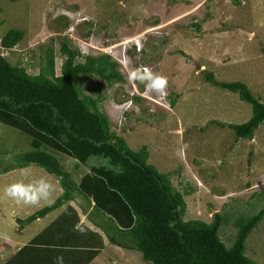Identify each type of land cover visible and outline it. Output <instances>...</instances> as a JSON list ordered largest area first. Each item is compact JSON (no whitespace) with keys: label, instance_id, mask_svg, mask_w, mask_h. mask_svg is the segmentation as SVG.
<instances>
[{"label":"rangeland","instance_id":"374dc122","mask_svg":"<svg viewBox=\"0 0 264 264\" xmlns=\"http://www.w3.org/2000/svg\"><path fill=\"white\" fill-rule=\"evenodd\" d=\"M12 28L25 35L14 48L0 46V53L12 64L25 61L31 73L38 72L50 47L59 68L62 38L83 54L107 53L119 63L123 83L109 85L96 77L78 82L86 94L102 95L101 110L130 148L147 146L150 164L175 171L170 178L181 191L191 187L184 196L185 219L209 221L215 211L247 213L264 204V198L247 202L253 192L264 195V123L252 139L238 140L233 130L208 124L243 123L252 111L237 93L204 78L208 71L217 81H242L264 102V0H0V38ZM29 142V136L0 123V148L8 151L2 158L29 150ZM55 155L76 180L89 170L88 164ZM40 178L54 185L46 201L23 205L4 194L18 180ZM61 192L58 181L35 165L0 175V264L52 216L23 228L15 218H26ZM234 232L231 225L220 228L226 245ZM246 254L264 263V218L249 234ZM90 264L150 263L137 250L106 242Z\"/></svg>","mask_w":264,"mask_h":264},{"label":"trees","instance_id":"16d2710c","mask_svg":"<svg viewBox=\"0 0 264 264\" xmlns=\"http://www.w3.org/2000/svg\"><path fill=\"white\" fill-rule=\"evenodd\" d=\"M206 16L210 18L209 13ZM24 35L22 29L8 30L0 38L1 48H14ZM62 39L58 69L52 47L37 73L29 72L25 61L12 64L0 53V123L30 137V149L8 159L2 158L8 151L0 148V175L35 165L52 175L62 189L52 202L15 221L23 228L65 206L58 219L4 264H90L105 248L104 239L139 251L150 264H264L246 254V240L264 218V204L247 213L215 211L209 221L185 219L184 196L191 187L181 191L170 178L175 171L161 172L150 164L147 146L130 148L101 110L102 95L86 94L78 82L96 77L109 85L123 83L119 63L107 53L83 54ZM260 49L264 53V47ZM204 78L237 93L252 111L243 123L210 120L208 124L233 130L235 140L252 139L264 123V102L242 81H217L208 71ZM176 97L170 99L171 107ZM55 153L88 164L89 170L76 180ZM91 157L107 162L91 163ZM262 192L250 195L249 206L264 198ZM85 205L91 208L86 215L91 224L81 221L88 210ZM223 225L235 230L230 245L221 239Z\"/></svg>","mask_w":264,"mask_h":264},{"label":"clouds","instance_id":"9594fccd","mask_svg":"<svg viewBox=\"0 0 264 264\" xmlns=\"http://www.w3.org/2000/svg\"><path fill=\"white\" fill-rule=\"evenodd\" d=\"M136 46H138V43ZM158 79L162 86L166 84L165 77L161 76ZM53 191L54 185L45 178L33 180L28 183H25L21 179L5 187L4 194L6 197L15 200L18 204L35 205L42 200H48ZM57 259L62 261L63 258L58 257Z\"/></svg>","mask_w":264,"mask_h":264},{"label":"crops","instance_id":"0c3cea01","mask_svg":"<svg viewBox=\"0 0 264 264\" xmlns=\"http://www.w3.org/2000/svg\"><path fill=\"white\" fill-rule=\"evenodd\" d=\"M212 16V15H211ZM210 16V17H211ZM16 170V169H15ZM14 171V170H13ZM11 172V171H10ZM59 184V183H58ZM64 209H65V206H61V207H59V208H57V209H55V210H53L52 212H50L49 214H47V216L48 215H51L52 216V218H51V220L48 222V223H46L38 232H36V234H38L41 230H43L46 226H48L49 224H51L52 223V221H54L55 219H58L59 218V216L61 215V213L64 211ZM89 211H90V209H88L87 210V212L82 216V218H81V221H85L84 220V217L89 213ZM46 217V216H45ZM85 222H87V221H85ZM87 223H89V222H87ZM89 224H91V223H89ZM35 234V235H36ZM34 235V236H35ZM33 236V237H34ZM32 237V238H33ZM31 239V238H30ZM106 242H108L106 239H104V243H105V246H106ZM26 243V242H25ZM24 243V244H25ZM24 244H22V245H24ZM22 245H20V246H22ZM19 246V247H20ZM19 247H17L12 253H11V255L8 257V259L14 254V252L19 248ZM102 253V251L98 254V255H100ZM54 256V253H50V257L52 258ZM55 256H56V258H57V255H56V253H55ZM96 258V257H95ZM95 258L92 260V261H94L95 260ZM7 259V260H8ZM91 261V262H92ZM24 262H27L26 260H24L23 261V263ZM90 262V263H91ZM25 264V263H24Z\"/></svg>","mask_w":264,"mask_h":264},{"label":"water","instance_id":"95a60500","mask_svg":"<svg viewBox=\"0 0 264 264\" xmlns=\"http://www.w3.org/2000/svg\"><path fill=\"white\" fill-rule=\"evenodd\" d=\"M247 34H249V35H250V33H247ZM197 68L199 69V68H200V66H198V65H197Z\"/></svg>","mask_w":264,"mask_h":264},{"label":"snow or ice","instance_id":"6c2138e0","mask_svg":"<svg viewBox=\"0 0 264 264\" xmlns=\"http://www.w3.org/2000/svg\"><path fill=\"white\" fill-rule=\"evenodd\" d=\"M159 83H161V82H159Z\"/></svg>","mask_w":264,"mask_h":264}]
</instances>
